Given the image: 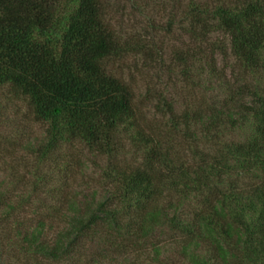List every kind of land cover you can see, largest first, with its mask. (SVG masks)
I'll use <instances>...</instances> for the list:
<instances>
[{
    "label": "trees",
    "instance_id": "1",
    "mask_svg": "<svg viewBox=\"0 0 264 264\" xmlns=\"http://www.w3.org/2000/svg\"><path fill=\"white\" fill-rule=\"evenodd\" d=\"M106 5L0 0V90L45 127L24 146L23 172L0 169V264H264V0H189L191 37L226 33L257 84L201 110L166 102L182 150L142 128L133 90L110 73L135 51ZM214 60L202 48L175 58L189 73H215ZM126 141L140 165L119 161ZM76 144L108 161L88 193L59 180L62 148Z\"/></svg>",
    "mask_w": 264,
    "mask_h": 264
},
{
    "label": "rangeland",
    "instance_id": "2",
    "mask_svg": "<svg viewBox=\"0 0 264 264\" xmlns=\"http://www.w3.org/2000/svg\"><path fill=\"white\" fill-rule=\"evenodd\" d=\"M105 2L111 27L135 51L111 59L109 71L133 90L142 128L148 133L154 130L168 142L173 140L176 149L182 150L186 139H183L182 133L174 134L166 102L172 103L179 114L188 109L201 110L221 103L236 85L257 84L240 71L231 53L230 37L226 33L212 34L208 44L203 45L200 40L191 37L187 26L182 23V15L189 0ZM200 48L205 50L208 57L212 50L215 51V73L209 71L205 63L203 66L196 64L189 73L185 71V65L175 61L178 53L199 51ZM44 136L45 127L34 121L27 103L16 97L11 89H1L0 169L16 166L23 172L24 161L22 163L20 160L27 158L24 146L37 143ZM239 137L235 136L236 139ZM200 148L206 153L215 152L210 147ZM140 157L126 141V150L119 161L123 165H140ZM60 160L61 164L65 161V165H69V170L64 168L60 173V182L63 180L66 183V179L72 177L69 184L83 193L96 188L101 172L108 164L106 158L90 153L83 144L65 145Z\"/></svg>",
    "mask_w": 264,
    "mask_h": 264
}]
</instances>
